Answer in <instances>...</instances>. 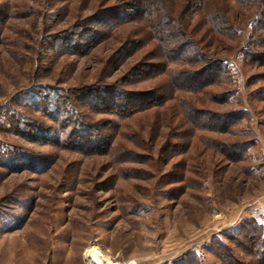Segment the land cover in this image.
<instances>
[{
  "label": "rangeland",
  "instance_id": "obj_1",
  "mask_svg": "<svg viewBox=\"0 0 264 264\" xmlns=\"http://www.w3.org/2000/svg\"><path fill=\"white\" fill-rule=\"evenodd\" d=\"M134 1L0 0V264H260L259 9L227 0L223 35L202 20L221 0L191 15L220 73L178 89L201 65L167 60L146 19L109 25ZM108 90L166 100L118 112L94 103Z\"/></svg>",
  "mask_w": 264,
  "mask_h": 264
},
{
  "label": "trees",
  "instance_id": "obj_2",
  "mask_svg": "<svg viewBox=\"0 0 264 264\" xmlns=\"http://www.w3.org/2000/svg\"><path fill=\"white\" fill-rule=\"evenodd\" d=\"M232 1H234L241 7H257L259 9L258 13L256 14L257 21L255 25L259 29V32L263 34L264 0ZM226 2L227 0H221V5L219 6H215L214 4H212L216 11L213 14L208 15V17H203L202 19L205 20L206 24H209L214 29V33L223 35L228 31L226 28L230 24V19L228 16V12L224 10L228 6V3ZM181 3L182 1L180 0H176V2L170 0H135L132 5L126 7L127 9H119L116 14L117 17L111 18V22L109 23V25L113 23L115 24V22L125 19L126 21H129L131 19L133 21L140 20L141 18L146 19L149 25V29H151L152 32L159 33L157 39L162 44L163 54L164 57L167 58V60L174 63H184L198 66L201 65V67L197 68L195 71L185 73L182 80L180 79L181 83H175L177 85L180 84L179 87H177L178 89L181 87H186L187 89H192L193 87L203 88L205 86L213 85V83L216 82V80L213 79L215 78L214 74L220 73V67L218 65L219 62L208 60L205 53L197 49V43L195 44V42L189 38V35L187 33V31H192L194 29V26L190 27V25H186V20L191 15L195 14L196 12H203L202 9L207 6L208 0H200L198 5L194 0H185L182 5ZM215 3L217 4V2ZM109 11H111V9ZM107 12L108 10H106V12H103V16H101V18L96 21L97 26H99V22H103L104 20L106 21L107 16L111 15V13ZM174 14L176 16H174ZM197 14L199 15V13H196V15ZM202 20L200 19V21ZM171 25H173L174 29H170ZM185 27L187 29H184ZM88 32L90 33L88 41H95V39L99 37L97 32H93L91 30ZM256 41L258 42V48H264V38L261 39V36L258 35L256 36ZM250 58L252 60L258 59L257 62H262V65H264V51L259 50V52L252 53L250 55ZM176 79L175 82L179 81L178 76L176 77ZM125 95L127 94L117 90L111 92H109L108 90L107 93H102L94 96V103L101 104L102 106H104L103 108L114 107L115 109H118V112L127 111L129 113H132L154 106L153 104L156 103V100H166L164 99V94L159 96L151 93L147 96L144 95V98H142V100L135 99V105H132L133 102L131 103V100H129V98ZM110 100L111 102L108 105V102ZM97 106L100 105L97 104ZM252 228L248 227V229L245 230L247 234L245 233L243 237L245 239H249L252 238V234H255L256 237H254L255 239L252 243L256 244V246L259 245L261 253L258 252L257 254L258 261L260 264H264L263 229L258 225L255 227L252 226ZM250 230L252 231V233H250Z\"/></svg>",
  "mask_w": 264,
  "mask_h": 264
},
{
  "label": "bare ground",
  "instance_id": "obj_3",
  "mask_svg": "<svg viewBox=\"0 0 264 264\" xmlns=\"http://www.w3.org/2000/svg\"><path fill=\"white\" fill-rule=\"evenodd\" d=\"M91 264H103L97 256H91Z\"/></svg>",
  "mask_w": 264,
  "mask_h": 264
}]
</instances>
